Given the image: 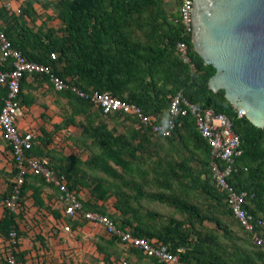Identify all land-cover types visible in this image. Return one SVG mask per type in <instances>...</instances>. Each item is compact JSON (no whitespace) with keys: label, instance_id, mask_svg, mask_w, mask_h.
<instances>
[{"label":"trees","instance_id":"1","mask_svg":"<svg viewBox=\"0 0 264 264\" xmlns=\"http://www.w3.org/2000/svg\"><path fill=\"white\" fill-rule=\"evenodd\" d=\"M36 1L39 0L24 1L25 16L33 17L35 14L33 3ZM164 1L47 0V4L44 3L43 6L54 7L57 10V18L62 23L56 29L48 27L47 30L40 28L34 30L26 24L24 15L8 14L4 8H0V17L8 22L2 30L12 45L19 48L29 60L51 65L56 74L73 80L86 90L109 91L116 97L139 105L147 114L156 116L158 119L166 116L170 98L179 90L190 102L202 108L210 107L216 112L226 114L233 122L242 148V153L236 158L234 170L228 181L237 190L247 191L244 208L254 217L264 219V126L255 127L243 116L238 117L237 110L224 97L223 89L213 93L208 88L207 82L215 73V68L211 64H205L194 51L191 34L185 32L179 20V10L169 13L163 4ZM144 12H147V19L135 22L145 33V39H139L133 34L132 24L133 19L142 16ZM178 40H183L187 44L190 62H184L179 57L176 51ZM51 52L56 53L54 59L50 58ZM35 76H41L45 80L47 78L43 74H35ZM0 90L4 95L5 88L0 87ZM56 92L75 101L78 106L76 111H85L86 107L92 106L69 92ZM108 115H117L135 121L129 115L117 113ZM178 121L180 124L167 137L154 134L148 126L142 127L146 129L145 131L161 138L170 139L174 134L190 138L195 148L201 151L202 166L198 172L193 173L186 161L177 166L184 174L180 189L174 188L166 181V184L162 183V186H165L166 190L172 188L171 193L139 191L132 197L125 191L117 190L114 193L113 190L116 198L113 203L114 208L125 217L124 219L121 216L120 220L112 216L114 213L107 212L103 206L97 204V200L106 201L111 195L110 185H106L104 180L97 179L91 188L96 201L92 203L82 200L83 209L107 214L119 227L130 229L133 235L148 239L156 238L163 243H168L174 252L177 248L184 247L185 250L179 255L180 259L187 264H227L222 258L213 257L215 253L209 244L212 243L214 236L203 233L201 229L193 231V228H187L192 227L193 224L186 225L185 221L175 218L169 219L167 224L158 229L149 220L156 213L146 211L142 214L133 205L136 198L149 196L176 207V210L187 216L192 223L214 222L217 228L227 234L229 230L215 214L216 209L219 208L223 213L231 215L240 226L225 201V191L211 179L209 147L197 133L193 117L187 115ZM182 128L185 132L180 131ZM86 131L100 148L99 153L92 155L87 161L90 166L114 179L120 177L114 165L125 172L131 171L128 157H136V150L140 148V143L133 145L123 135L113 134L104 124L89 125ZM133 133L134 137L139 134L138 131ZM143 139L147 140V135L143 136ZM47 142L48 140H43L44 144H36L33 136V144L28 154L47 157V153L43 150L46 149L44 146H47ZM65 158L67 159L65 164L60 163L57 166L53 160L49 162V166L64 174L69 187L79 192L77 184L85 183L78 175V162L74 161L75 157L72 155ZM30 177L22 185L21 195L24 196L31 190L35 203L42 204L40 193L47 184L41 177L33 176L32 181ZM34 180H40L43 187L41 188V183L36 186ZM10 189L11 187H8V190ZM54 214L59 216L58 212ZM82 219L72 221L71 226L75 227ZM15 220L16 214L5 208L0 218V234L7 238L12 226H15L17 230ZM241 229L247 234V239L255 251L249 257L240 254L239 259L244 264H258L256 262L258 259L264 260V251L254 243L250 232L242 227ZM257 230L260 231L264 240V226ZM110 238L118 242L116 237ZM213 241L216 242V240ZM131 249L139 257L145 256L155 264H165L143 254L137 248ZM15 255L19 262H23L22 252L17 250ZM3 263L6 264L5 260Z\"/></svg>","mask_w":264,"mask_h":264},{"label":"rangeland","instance_id":"2","mask_svg":"<svg viewBox=\"0 0 264 264\" xmlns=\"http://www.w3.org/2000/svg\"><path fill=\"white\" fill-rule=\"evenodd\" d=\"M164 2L166 3V8L169 13H174L177 8H179L180 0H165ZM25 6V2H21V12L18 13L19 15H24V17L26 12L24 11ZM51 8V14H48L46 17L49 20L57 17V10L52 6ZM34 15L35 18H39L42 21L39 28L47 30L48 27L45 25L46 18H44L46 12L44 10L36 12L35 10ZM141 19H147V12L133 19L132 30L135 37L145 39V33L136 25L137 23H135ZM34 27L36 26L33 24V28ZM56 28L57 27L54 29ZM57 95L58 94L55 95L57 97V103L54 108V113L52 114V112L49 111L47 112L48 114L45 115L47 118L55 116L56 120L54 122H51V119L47 120L50 126H48V129L42 136H44L43 140H45V138L49 140L46 143L47 146H44L46 149L43 150L54 160L53 162L57 166L60 165V163L63 165L67 162L66 156L72 155L75 157L74 161L78 162L77 165L79 167L78 175L82 177V181L85 183L83 185L77 184L84 201L92 203L96 201L94 195L91 193V188L97 179L104 180L106 185H110L111 189L109 188V190L111 191V195H109V197H114V200H116L115 195H113V190L114 193L117 190L125 191L132 197L136 196L139 191L148 193L163 191L164 193H171L172 188L166 190V187L162 186V183L166 181L174 188L180 189V185H182L180 182L184 174H182L180 168L177 166L182 162L186 161L193 173L201 169L202 153L195 148L192 139L184 136L180 137L176 134L170 139L161 138L145 131L146 129L144 127H139V125L130 118H123L117 115H103L93 106L86 107L85 111H76L78 106L75 101L70 100L66 96H61L62 98L60 99ZM98 124L106 125L115 135H123L133 145L138 143L141 145L140 148L136 150L135 158L128 157L132 167L131 171L125 172L120 167L114 166L120 174L119 178L114 179L102 171L93 168L87 162L92 155L99 153L100 148L89 136L86 127L89 125L96 126ZM134 131H138L139 133L135 137L133 136ZM180 131L185 132L183 128ZM146 135L148 137L147 140L143 139V136L146 137ZM40 143H43V141L41 140ZM199 149H201V147ZM171 165L174 166L170 167ZM40 183V180L34 182L36 186ZM42 187L41 183V188ZM3 191L4 188H0V209L2 210L5 209L4 200L9 190L7 188V192ZM31 197L34 199L32 194L28 196L25 195L22 198V212L21 215H19V217L22 218L20 220H23L22 224L24 225V229H19L18 239L22 243L21 246L24 244L27 249L26 251H28L27 256H23V261L26 262V264H74L75 261L79 260V264L89 261L94 264H99L98 262L101 260L108 263L112 262V259L114 263L117 264H120L122 260L127 261L128 264H144V261L152 262L145 256L139 257L137 254H134L133 249L127 248L117 241L114 246L112 259L110 255L104 256V259L103 256L100 255L101 253L97 256L94 255V251L92 253L94 244L102 241L100 236H102L104 231L90 224L88 225L87 223L86 225H79L77 227L71 226V229L66 231L68 233L66 238L79 239L76 246H74L73 240L67 242L65 238V242L60 238L61 240L59 243H66V246L63 245L61 247L56 245V247H54L53 242L59 239L57 238L59 229L56 226L51 228L47 223L46 216L48 213H46V211L30 210V208H34L35 205L31 204ZM28 202L30 204H28ZM104 202L107 205H111V201L108 199ZM133 203L142 214H145L146 211L157 214L150 217L149 220L151 224L158 229L167 224L169 219L175 218L185 221L186 225L193 224L192 227H187L189 229L193 228V231L195 229H201L203 233L214 236L213 240H216V242L212 240V243L209 244L215 253L213 257L222 258L227 264H244L239 259L240 254H245L249 257V255L252 256L255 251L253 245L251 246L247 239V234L241 229L231 215L223 213L222 209H216L215 214L229 230L227 234L224 233L222 229L217 228L214 222H204L201 224L192 223L187 216L182 215L176 210V207L159 202L149 196L136 198ZM212 203L214 204V202ZM42 205L43 202L40 206ZM49 207L51 208V205H49ZM49 207L46 205L44 208L49 210ZM35 215H38L40 220H37ZM112 216L118 217L120 220L123 217L119 212H114ZM29 217H32L31 220H29ZM123 218L125 219V217ZM27 219L30 222H28ZM35 220L37 221L39 229H35L36 225L33 224ZM40 229L45 231L44 234ZM6 245L4 241H0V264H4V255L6 248L8 249ZM256 262L258 264H264L263 259H258Z\"/></svg>","mask_w":264,"mask_h":264},{"label":"built area","instance_id":"3","mask_svg":"<svg viewBox=\"0 0 264 264\" xmlns=\"http://www.w3.org/2000/svg\"><path fill=\"white\" fill-rule=\"evenodd\" d=\"M193 0H180L179 20L186 33L192 34L191 10ZM11 9L10 1L4 3ZM20 13V7L12 10ZM1 23V21H0ZM176 51L184 62H190L187 44L183 40L176 42ZM56 53H50L54 59ZM192 67V63H190ZM43 74L46 81L55 91H66L87 101L102 114L129 115L137 125L148 126L152 132L161 137H167L180 124L181 117L190 115L194 119L197 133L209 147V172L213 182L226 193L225 201L240 226L251 233L252 240L264 251V240L257 230L264 226V219L254 217L244 208L247 191L237 190L230 184L228 178L234 170L235 160L242 153L241 140L235 132L233 122L226 114L216 112L213 108H202L190 102L181 90L175 92L170 98L166 116L158 119L147 114L139 105L114 96L109 91L97 89L86 90L73 80L63 78L56 74L52 66L29 60L22 51L14 47L0 29V87L5 88L0 106V144L9 147L15 164L16 173L11 181L4 207L15 214H21V187L30 176L41 177L47 185L54 188L55 195L52 202L59 210L60 226L64 231L71 229V222L84 219L87 224L102 229L109 237H116L118 242L127 248H137L143 254L155 258L165 264H187L180 259V253L185 249L179 247L174 252L168 243L156 238L148 239L133 235L130 229H123L107 214L95 210H84L81 194L69 187L64 174L50 167L47 157H37L28 154L33 144V133L21 131L17 119L21 112L19 101L20 81L24 76ZM237 116L242 115L237 111ZM82 219V220H83ZM15 226H12L6 238V264H21L16 258L18 250V235ZM76 264V262L74 263ZM121 264H128L123 260Z\"/></svg>","mask_w":264,"mask_h":264},{"label":"water","instance_id":"4","mask_svg":"<svg viewBox=\"0 0 264 264\" xmlns=\"http://www.w3.org/2000/svg\"><path fill=\"white\" fill-rule=\"evenodd\" d=\"M194 51L215 73L207 82L253 126H264V0H193Z\"/></svg>","mask_w":264,"mask_h":264},{"label":"crops","instance_id":"5","mask_svg":"<svg viewBox=\"0 0 264 264\" xmlns=\"http://www.w3.org/2000/svg\"><path fill=\"white\" fill-rule=\"evenodd\" d=\"M6 1H10L11 3V9H7L4 5V3ZM25 0H0V8H4L5 10H7L8 14H17L15 12H13L12 10L14 8H16V6H21V2L24 3ZM50 1H55V0H50ZM44 3L47 4V0H43L42 1H36L33 3V7L34 10H36V12H40V10H44L46 12V16L44 18H46L48 16V14H51L52 12V8L51 6L48 7H44ZM164 6L166 7V3H163ZM21 9V8H20ZM178 11V8L176 10V12ZM7 14V15H8ZM25 22L28 26L33 27V24L36 26L33 29L37 30L39 28V25L41 24V20L39 18H35V15H33L32 18H29L28 16L24 17ZM56 19V20H54ZM48 20V21H47ZM0 28H4L7 25V21L6 19L0 17ZM15 24H13L14 26ZM45 25L47 27H60L62 25L61 20L57 17L53 18L52 20L47 19L46 18V23ZM45 30V29H43ZM54 89L49 85V83L42 78L41 76H35V75H27L25 76L22 80H21V90H20V105H21V112L18 116L17 119V124H18V128L21 131H30L33 133V136L35 138V143L36 144H40L42 145V143H40V141L42 140V138L44 136L43 133L46 132V130L48 129L49 123H48V119H51V122H54L56 120L55 116H50V117H46L45 115L48 114L47 112L51 111L52 114L54 113V108L56 107V94H58L57 92L55 93V91H53ZM2 91L0 90V105L2 103V97L3 94L1 93ZM59 96V98L61 99V95H57ZM41 136V137H40ZM47 137V136H46ZM45 140H49L48 138H45ZM43 141V140H42ZM47 159L49 161H53V159L51 157H49V155H47ZM115 166V165H114ZM16 173V169H15V164L13 162L12 159V155H11V151L9 149V147H7L5 144H0V188H4V191H6V189L8 187H11V181L14 178ZM32 177H30V181H32ZM10 181V182H9ZM32 193L31 190H29L27 192V196L30 195ZM80 193V191H79ZM81 194V193H80ZM55 195V191L54 188H51L50 186H44L41 189V193H40V198L43 202V205L40 206V204L35 203L34 199L32 198L31 200V204H35L34 208H30L31 211H35V210H40L41 212L46 211L47 216V223L51 226V228L53 226L58 227L59 232L57 235V238H59L57 241L55 240L53 242L54 247L57 246H66V243H59V241L61 240L60 238H62L63 240L66 238V235L68 234L66 231H64L61 226H60V220H59V216H60V212L59 210L55 207L54 202H52L53 196ZM113 197V196H111ZM81 199L84 200V198ZM109 201H111V205H107L105 204L104 201H96L98 205L103 206L107 212L109 213H114L116 212V209L114 208L113 203L115 202L114 197L113 198H108ZM28 204H30L28 202ZM46 205L49 207V205H51V208L49 207V210L45 209L44 207H46ZM4 209V208H3ZM44 209V210H43ZM3 211L2 209H0V218L3 216ZM54 212H58L59 216H55ZM45 213V214H46ZM19 215L21 214H16V224L18 227V231H20L19 229H24V225L22 224L23 220L21 217H19ZM45 217V215H44ZM26 218V216H25ZM28 218V217H27ZM32 217H29V220H31ZM35 218L37 220H40L38 215H35ZM28 221V219H27ZM30 222V221H28ZM74 222V221H73ZM83 222V224H82ZM35 226V229H39V227L37 226V221L35 220L33 222ZM40 224V223H38ZM79 225H86V223H84V221L82 220L80 223H77L75 225V227L79 226ZM89 225V224H88ZM61 229V230H60ZM42 231V233L44 234V230L40 229ZM51 233V231H50ZM0 241H6V238L0 234ZM67 242L70 240H73L74 242V246L77 245V241L76 238H66ZM100 239L102 241H100L99 243L96 242L94 244V247L92 249V253L94 251V255H98L99 253H101L100 255L103 256H109L112 259V256L114 254V246L116 245V241H114L112 238H110L109 236H107L106 234H102V236H100ZM66 242V240H64ZM21 242L19 240V244H18V251L22 252L23 255L26 257L28 251H26L27 249L25 248L24 244L23 246H21ZM60 247V248H61ZM3 250V247H2ZM1 250V251H2ZM26 252V254H25ZM149 259V258H148ZM79 260V259H78ZM82 260V259H81ZM80 261V260H79ZM79 261H75L77 262V264H79ZM87 261V260H86ZM123 261V260H122ZM121 261V262H122ZM99 264H105L104 261H99ZM21 264H26V262H21ZM69 264V263H68ZM80 264H94L93 262L89 261V262H84V263H80ZM108 264H117L114 263L113 259L112 262H108ZM121 264V263H120ZM144 264H155L153 261L152 262H147L144 261Z\"/></svg>","mask_w":264,"mask_h":264},{"label":"clouds","instance_id":"6","mask_svg":"<svg viewBox=\"0 0 264 264\" xmlns=\"http://www.w3.org/2000/svg\"><path fill=\"white\" fill-rule=\"evenodd\" d=\"M46 186H47V185H46ZM48 186H49V185H48ZM26 194H27V193H26ZM26 194H25V195H26ZM25 195H24V196H25ZM3 208H4V207H3ZM17 230H18V229H17ZM17 232H18V231H17ZM17 235H18V233H17ZM18 240H19V239H18Z\"/></svg>","mask_w":264,"mask_h":264}]
</instances>
